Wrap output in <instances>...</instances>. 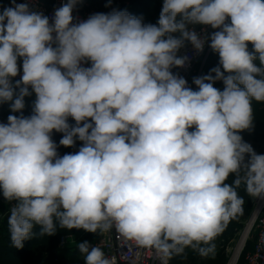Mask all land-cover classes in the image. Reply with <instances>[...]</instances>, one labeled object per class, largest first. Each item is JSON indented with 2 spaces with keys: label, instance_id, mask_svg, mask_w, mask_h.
I'll return each mask as SVG.
<instances>
[{
  "label": "clouds",
  "instance_id": "clouds-1",
  "mask_svg": "<svg viewBox=\"0 0 264 264\" xmlns=\"http://www.w3.org/2000/svg\"><path fill=\"white\" fill-rule=\"evenodd\" d=\"M79 2L51 20L27 2L0 10V103L22 112L36 97L31 116L0 123L12 246L35 226L40 236L115 229L159 264L187 247L208 256L244 212L238 189L264 199V154L240 135L253 127V102L264 103V0H163L155 24L116 9L74 23ZM186 42L219 55L195 91L172 71L188 62ZM53 131L60 146H82L61 156ZM78 248L84 264H115L98 246Z\"/></svg>",
  "mask_w": 264,
  "mask_h": 264
},
{
  "label": "built area",
  "instance_id": "built-area-1",
  "mask_svg": "<svg viewBox=\"0 0 264 264\" xmlns=\"http://www.w3.org/2000/svg\"><path fill=\"white\" fill-rule=\"evenodd\" d=\"M5 2L6 0H0V10L6 7ZM16 2L29 3L31 10L40 12L48 16L51 20L55 9L59 8L66 2V0H16ZM118 8L119 5H116L113 9L118 10ZM113 9L111 11H113ZM111 11L107 13H110ZM95 13L104 12L92 8L90 0H80L73 10L74 23L86 20L89 16ZM195 31L201 34L206 31L208 34H211L216 30L211 27L196 26ZM179 55H186L189 58L188 62L184 67L173 68L172 71L184 77L188 82V86L191 87L192 90H198L197 86L193 83V79L204 75L206 61H209L210 57L218 55V53L213 52L208 46V43L205 44L202 52H197L190 43L186 42L185 47L180 50ZM202 57H204L203 63L199 64V60ZM19 63L21 65V71L16 77L12 78L13 83L19 80L22 75V61H19ZM84 66L88 67L90 64H85ZM29 91L31 92V88ZM31 95L35 96L34 93ZM0 123L5 124V121L0 119ZM58 153L61 156L64 155L60 151H58ZM14 203V201H6L3 198L2 193H0V217L2 221L9 217L10 208ZM253 216H255V218L250 230V234H253L254 238L252 249L245 250V243L244 247L238 254L235 255L233 252L231 257L223 264H264V239H262V237H264V199L254 198V213L252 217ZM79 239L88 242L90 247L98 246L102 248L105 255L112 258L115 264H159V260L155 258L152 252L137 246L134 242H125L123 239L118 238L115 229L103 234L90 233L80 229L78 240ZM76 241L77 239L71 234L63 235L60 239V246L64 248L70 243H75ZM168 264H170V260L168 261Z\"/></svg>",
  "mask_w": 264,
  "mask_h": 264
},
{
  "label": "rangeland",
  "instance_id": "rangeland-1",
  "mask_svg": "<svg viewBox=\"0 0 264 264\" xmlns=\"http://www.w3.org/2000/svg\"><path fill=\"white\" fill-rule=\"evenodd\" d=\"M150 0H111V3L109 4V0H95L94 6L100 11L104 10L105 13L111 11L113 8H115L116 5H119V7H123V10L128 11L133 5L136 6H142L146 4ZM18 3V2H16ZM163 0H152L151 6H155L158 8L159 15L160 8L162 6ZM6 7L12 6L11 0H6L5 2ZM130 6V8H129ZM144 16V15H143ZM143 18V17H142ZM204 57L200 58L199 64L203 63ZM258 62V61H257ZM219 66V59L216 61V65H209L208 60L205 64V72L204 75L209 74L210 70L214 67ZM214 87L223 90L224 85L222 81H216L214 84ZM25 103L28 101L24 98ZM257 103V102H253ZM3 106L9 107L11 105V102H5L2 103ZM254 113V120L256 117L255 111ZM0 117H2V111L0 110ZM245 137L244 141L251 144L253 147H256L257 151H263L264 152V141L263 140H257L253 136L254 132V126L252 129L245 130ZM259 133H264V131H261ZM54 133H52L53 136ZM261 136V135H259ZM261 138V137H260ZM77 142H81L77 140ZM82 143V142H81ZM58 149V147H57ZM60 150V149H59ZM79 149L77 146L72 147L69 153H74L78 151ZM63 152V151H62ZM67 154L66 152H64ZM248 196V195H247ZM249 197V196H248ZM250 206V209H244V212L242 215H238L236 218L232 219L229 224L227 225L226 229L213 241L215 245V251L208 256H201L198 251L194 250L191 247L185 248L187 252H189V255L184 256L180 261L179 264H223L225 263L233 254L234 249L240 239L241 233L245 230L247 224L252 218V215L254 213V198L249 197V202L247 203ZM2 219L0 217V224L2 223ZM34 236L32 238L33 246H32V252L31 257L27 264L33 263L36 258L40 255H46L49 258L50 262H56L58 264H84V255L79 251L78 245L80 243H83L85 241L78 240L80 229H62L57 227V231L54 235H48V236H40V228L39 226H35L33 229ZM71 234L74 238L77 239L75 243H70L68 245V249L66 251H60V239L61 236ZM253 234H250L248 237V240L246 242L245 250H251L253 247ZM55 249H58L57 253H53ZM83 262V263H82Z\"/></svg>",
  "mask_w": 264,
  "mask_h": 264
},
{
  "label": "trees",
  "instance_id": "trees-1",
  "mask_svg": "<svg viewBox=\"0 0 264 264\" xmlns=\"http://www.w3.org/2000/svg\"><path fill=\"white\" fill-rule=\"evenodd\" d=\"M151 3H152V0L146 2V4L142 6L133 5L132 8H130L127 12L131 15H138L140 17H143L146 11L151 7ZM217 59H219V55H214L210 57L208 61L209 65H211L214 61H217ZM256 63L259 65V62H256ZM35 98L36 97H32L29 101L25 103V107L22 110V112H12L11 107L10 108L5 107L2 105V103H0V110L2 111V117H0V119L4 120L6 124L8 122L7 118L9 115H16L18 117L21 115L25 117L31 116L33 114V104H34ZM253 110L255 111V114H256L255 120L253 121V126H254L253 136L257 140L264 141V133L262 134L259 133L261 131H264V103H254ZM68 123L73 126L75 125V121L71 117H69ZM53 133L54 134L52 136V139L58 146L57 150L63 154H65L64 152L69 153L72 147H64V146L59 145V141L62 138L63 134L55 132V131H53ZM245 133L246 131H243L240 133L243 139L245 137ZM75 146H77V148L79 149L82 146V143L76 141ZM253 149L255 150L257 154H264L262 150L257 151L256 147H253ZM233 179L234 177H229L228 182L231 183ZM238 191H239V194L244 197V200H245L244 209L246 210L250 209V206H248L249 204H247L249 202V197L245 193L243 186H241V188L238 189ZM32 246H33L32 238L24 241V246L21 249H17L16 247L12 246L11 241H10L8 218H6L0 224V264H27L31 257ZM66 249H68V246L64 248L62 247L59 248L60 251L61 250L66 251ZM57 251L58 249H55L53 253L55 254L57 253ZM186 255H189V252H187L184 249L182 254L174 255L170 259V264H179V261ZM48 258L49 257L46 255H40L31 264H58L54 261L50 262Z\"/></svg>",
  "mask_w": 264,
  "mask_h": 264
},
{
  "label": "crops",
  "instance_id": "crops-1",
  "mask_svg": "<svg viewBox=\"0 0 264 264\" xmlns=\"http://www.w3.org/2000/svg\"><path fill=\"white\" fill-rule=\"evenodd\" d=\"M94 1L95 0H90V4H91V7L92 8H95L97 9L95 6H94ZM130 8V6H129ZM132 8V7H131ZM162 8V6H161ZM161 8H160V11H161ZM98 10V9H97ZM101 9H99L98 11H100ZM118 10H123V7H119ZM101 12H104V10H102ZM105 13V12H104ZM158 13V8L155 7V6H151L145 13V15L143 16V22L144 23H152V24H155L159 18V15H157ZM160 14V12H159ZM134 16H137V17H140L138 15H134ZM248 48H249V51L252 50V45L249 43L248 45ZM216 65V61H214L211 65ZM32 97H35V96H32V95H29V96H26L25 99H27L28 101L32 98Z\"/></svg>",
  "mask_w": 264,
  "mask_h": 264
},
{
  "label": "bare ground",
  "instance_id": "bare-ground-1",
  "mask_svg": "<svg viewBox=\"0 0 264 264\" xmlns=\"http://www.w3.org/2000/svg\"><path fill=\"white\" fill-rule=\"evenodd\" d=\"M254 218H255V216H253L251 218V220L247 224L245 230L243 231V233H241L240 239H239V241H238V243L234 249L235 255L241 251V249L244 247L245 243L247 242L249 234H250V230H251V227H252V224L254 221Z\"/></svg>",
  "mask_w": 264,
  "mask_h": 264
}]
</instances>
